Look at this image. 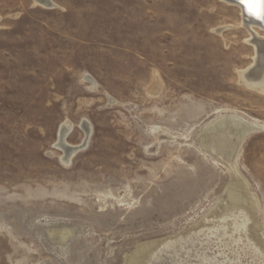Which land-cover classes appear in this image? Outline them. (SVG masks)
<instances>
[{
    "label": "rangeland",
    "instance_id": "374dc122",
    "mask_svg": "<svg viewBox=\"0 0 264 264\" xmlns=\"http://www.w3.org/2000/svg\"><path fill=\"white\" fill-rule=\"evenodd\" d=\"M51 1L0 0V264H131L145 246L139 264H264V130L235 171L205 142L226 117L264 125L240 9Z\"/></svg>",
    "mask_w": 264,
    "mask_h": 264
},
{
    "label": "bare ground",
    "instance_id": "6f19581e",
    "mask_svg": "<svg viewBox=\"0 0 264 264\" xmlns=\"http://www.w3.org/2000/svg\"><path fill=\"white\" fill-rule=\"evenodd\" d=\"M226 1L229 6L237 7L240 9L242 16H243V25L246 27V29L250 33V37H249L250 39H248L247 42L255 50L254 63L249 68H246L245 70H242L239 72L241 83L249 87L251 90L254 89L264 94V6H263L262 13H260L259 15V22H255V18L253 19L249 18V16H251L250 14H248L247 16L244 14V11H246V8L244 6L240 4H235L233 0H226ZM262 1L264 2V0H261V2ZM36 2L45 4L49 7L55 6V4L51 0H36ZM254 69H255V72L250 73ZM71 126L67 122V124H65L62 127L64 134L67 135L68 132H70L69 130ZM230 129H234L235 134H233ZM258 130H264V125H262L258 121H248L240 115H233L228 118L226 117L224 121H220L219 123H217V125H214L213 127H211L207 131L209 135L208 137L207 136L205 137V142L209 141L210 135H214L215 136L214 140L216 141V143L213 142L214 143L213 144L212 141L208 142L209 143L208 146L211 148L212 151L217 150L221 153L231 152L232 153V155H230L232 159L231 168L233 171H235L236 167H235L233 160L236 158V153L238 152V149L241 146L244 138L250 135L251 133H253L254 131H258ZM86 132H87V136L89 137L90 130L86 129ZM233 137H237L236 141H234ZM75 152H76V149L73 151L65 150L64 152L65 157L63 158V161L65 164H69L71 162L72 158L75 156ZM228 197H229L230 202L236 206L246 205L250 207H255L256 205L255 203L257 202L256 197L254 195H251L247 191V188L241 183H235L233 185V187L229 191ZM69 234L70 233L68 232L61 234V241L66 240ZM153 246H155L154 243H153ZM148 247L145 246L144 248L141 249V251L137 252V254L131 259V264H139L140 259L147 252Z\"/></svg>",
    "mask_w": 264,
    "mask_h": 264
},
{
    "label": "water",
    "instance_id": "95a60500",
    "mask_svg": "<svg viewBox=\"0 0 264 264\" xmlns=\"http://www.w3.org/2000/svg\"><path fill=\"white\" fill-rule=\"evenodd\" d=\"M233 2L235 4H240V5L244 6L246 8V11H244V14L246 16L248 14H250L251 16H249V18H251V19L255 18V22H259V15H260V13H262L263 6H264L263 1L261 2V0H233ZM257 3L262 5V7L259 10V14H257L255 9L251 8L252 5L257 4ZM0 23H1V20H0ZM253 72H255V69L252 70L250 73H253ZM65 137H66V134H64L63 130L61 129L60 136H59V142L57 145L59 147L65 148V150H67V151H73L76 149V152H75V155H76L82 149V147L81 148H72V147L66 146L65 142H64ZM85 146H86V144H85Z\"/></svg>",
    "mask_w": 264,
    "mask_h": 264
},
{
    "label": "clouds",
    "instance_id": "9594fccd",
    "mask_svg": "<svg viewBox=\"0 0 264 264\" xmlns=\"http://www.w3.org/2000/svg\"><path fill=\"white\" fill-rule=\"evenodd\" d=\"M261 7H262V5H260L259 3L254 4V5L251 6V8L256 10L257 14H259V10H260Z\"/></svg>",
    "mask_w": 264,
    "mask_h": 264
}]
</instances>
